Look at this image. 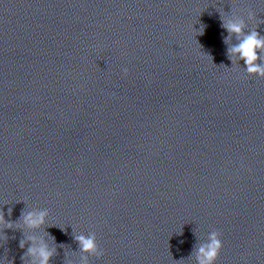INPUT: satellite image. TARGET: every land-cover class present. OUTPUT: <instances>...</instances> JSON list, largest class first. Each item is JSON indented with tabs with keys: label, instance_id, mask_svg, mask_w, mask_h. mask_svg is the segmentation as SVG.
I'll use <instances>...</instances> for the list:
<instances>
[{
	"label": "clouds",
	"instance_id": "obj_1",
	"mask_svg": "<svg viewBox=\"0 0 264 264\" xmlns=\"http://www.w3.org/2000/svg\"><path fill=\"white\" fill-rule=\"evenodd\" d=\"M230 34H235L240 39L237 45L232 46L229 49V56L232 54H238L239 58L246 65V72L249 75H257L264 78V63H257L264 56V37H260L259 33L255 30L249 34H243L244 24L242 21H229L223 25ZM202 34V31H201ZM123 73L125 76L128 74V69L124 68ZM11 210L9 209V214ZM46 212L37 213H21V219L29 228H37L44 224ZM7 223V227L11 228L12 223L5 222L3 210H0V224ZM220 232H213L210 234L209 243L202 245L198 249L197 259L199 264H215L220 252L223 248V243L220 238ZM80 245V250L86 253H92L96 255H103L97 251V245L94 236L85 237L84 235H78L75 237ZM20 247H24V241L20 242ZM38 253L40 260L39 264H48L50 258L53 255V251H49L46 246H41L39 249L34 247L28 248V254L36 255Z\"/></svg>",
	"mask_w": 264,
	"mask_h": 264
}]
</instances>
